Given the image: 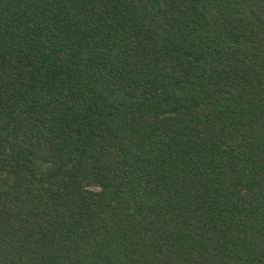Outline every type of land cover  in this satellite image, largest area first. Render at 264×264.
I'll return each instance as SVG.
<instances>
[{"label": "trees", "instance_id": "1", "mask_svg": "<svg viewBox=\"0 0 264 264\" xmlns=\"http://www.w3.org/2000/svg\"><path fill=\"white\" fill-rule=\"evenodd\" d=\"M0 264H264V0H0Z\"/></svg>", "mask_w": 264, "mask_h": 264}]
</instances>
